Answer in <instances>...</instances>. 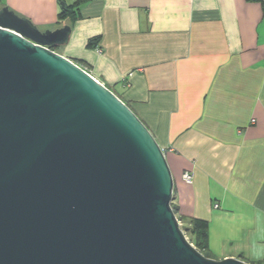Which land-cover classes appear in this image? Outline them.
Listing matches in <instances>:
<instances>
[{"label": "water", "instance_id": "obj_1", "mask_svg": "<svg viewBox=\"0 0 264 264\" xmlns=\"http://www.w3.org/2000/svg\"><path fill=\"white\" fill-rule=\"evenodd\" d=\"M0 6V264H251L188 241L164 150L109 88Z\"/></svg>", "mask_w": 264, "mask_h": 264}, {"label": "crops", "instance_id": "obj_2", "mask_svg": "<svg viewBox=\"0 0 264 264\" xmlns=\"http://www.w3.org/2000/svg\"><path fill=\"white\" fill-rule=\"evenodd\" d=\"M75 2L0 6L41 29L69 24L54 50L110 87L153 135L177 217L208 222V256L264 264V0Z\"/></svg>", "mask_w": 264, "mask_h": 264}, {"label": "trees", "instance_id": "obj_3", "mask_svg": "<svg viewBox=\"0 0 264 264\" xmlns=\"http://www.w3.org/2000/svg\"><path fill=\"white\" fill-rule=\"evenodd\" d=\"M80 0H76V4ZM73 7V6H72ZM72 7H63L61 15L65 17L67 16H73L75 13V10L72 9ZM75 7V4H74ZM76 8V7H75ZM71 59V58H70ZM72 60V59H71ZM75 62V61H74ZM111 91L112 89L108 86ZM113 92V91H112ZM172 209L177 217V207L171 203ZM178 220L181 221V229L183 230L184 234L188 233L190 236V243L194 245V247L199 250L203 255L208 256V254L205 252L207 248V237H208V222L204 219L199 218H184L181 216L177 217Z\"/></svg>", "mask_w": 264, "mask_h": 264}, {"label": "built area", "instance_id": "obj_4", "mask_svg": "<svg viewBox=\"0 0 264 264\" xmlns=\"http://www.w3.org/2000/svg\"><path fill=\"white\" fill-rule=\"evenodd\" d=\"M77 64V63H76ZM78 65V64H77ZM80 66V65H79ZM81 67V66H80ZM82 68V67H81ZM82 69H84V68H82ZM85 70V69H84ZM86 71V70H85ZM87 72V71H86ZM182 179H183V181L185 182V183H188V184H190V183H192V181H193V177H192V174L190 173V172H188V171H185V172H183L182 173ZM179 224H180V222H179Z\"/></svg>", "mask_w": 264, "mask_h": 264}, {"label": "rangeland", "instance_id": "obj_5", "mask_svg": "<svg viewBox=\"0 0 264 264\" xmlns=\"http://www.w3.org/2000/svg\"><path fill=\"white\" fill-rule=\"evenodd\" d=\"M180 222V220H178ZM182 223L180 222V227H181ZM186 238L188 239V241L190 242V236L188 233L185 234ZM193 245V244H192ZM194 246V245H193Z\"/></svg>", "mask_w": 264, "mask_h": 264}]
</instances>
